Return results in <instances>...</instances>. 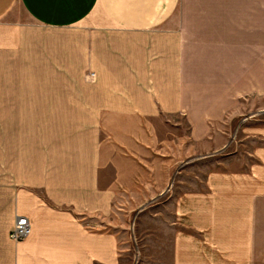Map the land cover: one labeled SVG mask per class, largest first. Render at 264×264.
Masks as SVG:
<instances>
[{
  "label": "crops",
  "instance_id": "0c3cea01",
  "mask_svg": "<svg viewBox=\"0 0 264 264\" xmlns=\"http://www.w3.org/2000/svg\"><path fill=\"white\" fill-rule=\"evenodd\" d=\"M261 43L264 0H0V264H264V123L239 166L178 165Z\"/></svg>",
  "mask_w": 264,
  "mask_h": 264
},
{
  "label": "rangeland",
  "instance_id": "374dc122",
  "mask_svg": "<svg viewBox=\"0 0 264 264\" xmlns=\"http://www.w3.org/2000/svg\"><path fill=\"white\" fill-rule=\"evenodd\" d=\"M263 34H261L262 36ZM257 52V51H256ZM260 61L258 66V77L257 75L254 76L257 77L256 83L255 81L252 82L255 84L254 86H249V84H244V90L243 95H241L238 99L234 97V93L232 91H229V100L228 104L231 103V100L233 99L236 103L242 104V112L241 113H234L232 114V117L226 124H217L215 125L216 128H219L220 130L216 133V135L212 136V138L206 139L203 141L204 145H200L199 143L196 144L195 152L191 155H185L184 153V146H180L181 155L180 160L181 162L178 164L180 168L182 166L185 167H193V172L191 175H195L199 178L202 176L205 169H207L209 166H239L241 164L240 161L247 160L250 156L249 151L253 144L256 142L253 137H244V128L248 123H264V44H260ZM252 63V61H251ZM246 65V63H245ZM246 68V67H245ZM235 69H229L230 75L228 84L230 85L231 81L234 80L233 74ZM247 74V70H244V81L248 82L249 79H247L245 76ZM241 78V76H240ZM253 78V77H252ZM254 90H251V89ZM250 89V90H248ZM233 94L232 96H230ZM232 100V101H233ZM180 130L184 131L187 130L186 124L184 122H181ZM166 127V125H163ZM220 126V127H218ZM187 154V153H186ZM240 159V160H239ZM196 172V173H195ZM179 175H182L181 172ZM198 186V182L194 181H188L185 182L184 186H181L180 188L186 187V186ZM172 186V185H171ZM168 185V187H171ZM167 187V188H168ZM166 189V188H165ZM164 189V191H166ZM136 189H131V195L134 194V191ZM147 194L150 196L153 194L154 189L152 187H148ZM141 197V202L138 203L137 209L139 207L146 206L148 204H155L156 203V196L150 197L148 199H145L146 197L143 195ZM131 218L133 217V211L131 213ZM133 221V219H132ZM132 224H131V230H132ZM11 228V227H10ZM133 258L137 259L138 254L136 251L133 250Z\"/></svg>",
  "mask_w": 264,
  "mask_h": 264
},
{
  "label": "built area",
  "instance_id": "2783aa9c",
  "mask_svg": "<svg viewBox=\"0 0 264 264\" xmlns=\"http://www.w3.org/2000/svg\"><path fill=\"white\" fill-rule=\"evenodd\" d=\"M29 232V220L24 214H17L14 222L9 229V237L12 239H21Z\"/></svg>",
  "mask_w": 264,
  "mask_h": 264
}]
</instances>
